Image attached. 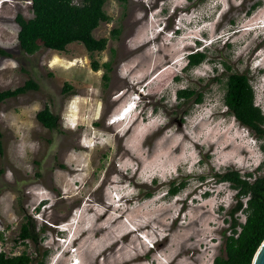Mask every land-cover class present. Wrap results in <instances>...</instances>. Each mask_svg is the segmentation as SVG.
Wrapping results in <instances>:
<instances>
[{"label": "rangeland", "instance_id": "rangeland-1", "mask_svg": "<svg viewBox=\"0 0 264 264\" xmlns=\"http://www.w3.org/2000/svg\"><path fill=\"white\" fill-rule=\"evenodd\" d=\"M103 9L111 19L93 35L107 38L104 50L73 42L26 54L15 16L32 17L31 0H0V47L11 54L0 55V91L38 85L0 102V252L47 249L45 264H211L236 204L215 174L264 173V139L227 113L221 63L248 73L264 113V0H107ZM195 50L208 58L186 69ZM185 87L204 91L186 114L176 95ZM46 105L56 129L35 117ZM25 215L38 243L17 241Z\"/></svg>", "mask_w": 264, "mask_h": 264}, {"label": "trees", "instance_id": "trees-1", "mask_svg": "<svg viewBox=\"0 0 264 264\" xmlns=\"http://www.w3.org/2000/svg\"><path fill=\"white\" fill-rule=\"evenodd\" d=\"M106 1L82 0L80 4H76L73 0H31L32 17L26 19L20 13L15 16L19 26L17 32L19 49L26 54H34L42 48L62 52L66 50L67 45L79 42L89 53L104 50L107 38L94 37L93 30L101 21L111 19L103 9ZM118 33V29H113L111 32L113 36ZM0 55L11 56L2 47H0ZM206 58H208L206 50L192 51L187 54L185 68L195 67ZM211 62L216 63V60ZM221 63L224 68L223 102L227 113L247 127L256 138L264 139V113L255 103V94L248 73L231 71L229 64L224 61ZM91 65L94 70L99 67L96 60H91ZM104 65L109 68V63ZM104 77L107 79L106 75ZM212 81L219 82L221 78L216 77ZM37 88L36 82L27 80L14 89L0 91V102ZM71 88L72 86L66 83L63 90L69 91ZM176 95L178 104L189 105L185 114L204 100V91L195 87L180 88ZM35 117L50 130L58 127V116L52 113L47 105L37 111ZM0 152H2L1 145ZM256 169L260 170L261 166ZM258 170L242 173L238 169L228 168L215 174L218 181L227 182L235 191L236 204L228 211L230 232L224 237V254L216 256L211 264H251L255 251L264 239V173L256 174ZM171 185L169 193L174 195L186 185V182L174 181ZM239 211L245 215L243 222L239 221L236 215ZM39 235L35 221L25 215L17 241L31 240L38 243ZM47 254V249L39 258L26 251L14 255H7L1 251L0 264H32L33 262L45 264Z\"/></svg>", "mask_w": 264, "mask_h": 264}, {"label": "water", "instance_id": "water-1", "mask_svg": "<svg viewBox=\"0 0 264 264\" xmlns=\"http://www.w3.org/2000/svg\"><path fill=\"white\" fill-rule=\"evenodd\" d=\"M251 264H264V239L255 251Z\"/></svg>", "mask_w": 264, "mask_h": 264}, {"label": "clouds", "instance_id": "clouds-1", "mask_svg": "<svg viewBox=\"0 0 264 264\" xmlns=\"http://www.w3.org/2000/svg\"><path fill=\"white\" fill-rule=\"evenodd\" d=\"M205 67H207V66L205 65ZM208 70L210 71V69H208ZM199 74H200V75H203L204 73L201 72V73H199ZM181 86H183V85H181ZM174 99H175V98L173 97V100H174ZM125 109L127 110V107L124 108V110H125ZM126 110H125V111H126ZM161 122H163V121H161ZM173 171H174V169H173ZM144 179H147V177H144ZM110 203H111V201H110ZM97 211H98V212H102L103 209L98 208ZM139 223H142V221H140ZM84 227H86V228L89 227V224H85Z\"/></svg>", "mask_w": 264, "mask_h": 264}, {"label": "bare ground", "instance_id": "bare-ground-1", "mask_svg": "<svg viewBox=\"0 0 264 264\" xmlns=\"http://www.w3.org/2000/svg\"><path fill=\"white\" fill-rule=\"evenodd\" d=\"M262 27H264V25H263ZM57 60H58V58L55 57L53 61H57ZM75 110H76V109H75ZM124 112H125V110L121 111V114H123ZM72 121H73V120H72ZM72 264H73V263H72Z\"/></svg>", "mask_w": 264, "mask_h": 264}]
</instances>
